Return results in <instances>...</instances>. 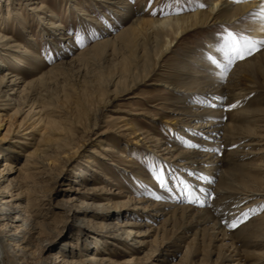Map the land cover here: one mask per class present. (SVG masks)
Masks as SVG:
<instances>
[{
  "label": "rangeland",
  "instance_id": "rangeland-1",
  "mask_svg": "<svg viewBox=\"0 0 264 264\" xmlns=\"http://www.w3.org/2000/svg\"><path fill=\"white\" fill-rule=\"evenodd\" d=\"M18 1L21 4L15 5V13L11 10V1L0 0V35L13 37L16 47L10 52L33 68L3 60L6 65L0 70V76L7 70L23 76L24 82L20 83L19 90L26 81H32L61 64L53 68L54 73L46 76L41 86L35 84L30 89L28 87L24 94L20 92L18 95H11L17 101L5 100L7 104L1 105L5 108L0 109V144L6 148L4 153L17 157L7 158L11 170L8 172L4 169L2 175L5 180L0 188L12 183L9 186L11 192L16 193V188L25 191L21 204L30 203L34 207L31 209L38 211L33 217L39 221L41 238L59 234L58 244L75 239L79 244L87 242V250H91L94 246L101 247L99 239L103 235H109L91 238L96 237L95 231L101 228L100 224L122 225L125 222L140 221L148 222L151 227L142 229L148 230L142 249L136 251L135 247L131 248V245L126 244L128 252H124L123 248L111 251L110 246L104 252L96 251L93 256L102 253L109 261L114 260L115 263L111 264L121 263L132 255L138 259L153 257V253L161 250L160 246L167 239L182 241V247L172 255L166 254L165 262L161 264H225L226 261L222 258L227 250L222 248L224 243L232 244L233 249L240 251V254L260 249L264 251V240L261 239L264 232V196L262 199L247 196L243 187L239 186V179L231 181L228 178L229 173L238 172L250 176L249 178L253 176L259 180L264 179V167L257 165L264 160V139L257 138V135L264 136V64L261 72L247 77L250 80L244 78L235 83L232 74L237 61L256 56L264 46L257 44L256 50L244 59H233L232 63H228L230 66L223 71L218 80L220 85L217 83L219 87L216 88L224 89L231 78L234 83L230 80V85H233L231 91L224 89L226 92L222 93L223 98L220 100L222 104H212L219 97L217 92L215 95L189 94L184 99V103L191 107L197 106V109L215 106L222 109L221 117L217 119V126H221L219 135L214 140L203 134L204 128L193 130L190 126L186 129L191 137L180 136L183 126L177 122L172 124L170 133L165 132V122L173 116L165 109L173 99H179L177 96L180 94L160 84L162 80L169 78L176 63L190 66L194 63L193 58L201 54L206 55H201V60L212 58L205 50L208 48L206 44L212 39L222 41V36L228 31L257 41L264 40V37L255 36L251 29L261 19V4L256 11L237 16L229 22L196 27L184 33L178 41L173 42V51L160 57L153 51H145L138 44L139 39H131V42L125 43V36L116 37L137 19L183 16L198 9L205 11L210 8L211 0H118V3L110 5L99 0ZM31 3H42L44 10L28 11L27 7ZM200 4L204 6L200 7ZM40 13L44 22L36 18ZM55 23L60 25L57 29L52 26ZM95 44L102 47L94 49L92 46ZM17 51H22V54ZM27 51L32 53L30 57H27ZM229 56L231 54L227 57L230 58ZM214 59L215 57L211 60ZM216 61L218 62L217 59ZM227 77L230 78L226 79ZM232 91L237 92V97L236 94L234 97L230 95ZM22 101L24 105L18 107ZM31 103L34 111L29 112ZM137 112L142 114H135ZM212 117L207 115L202 122ZM130 124L138 126L153 140L170 149L194 150L200 154L211 152L214 161H210L212 157L206 159L205 155V165L198 163L205 168L193 170L186 159H176L171 154L162 156L168 162L159 160L157 154L162 155V146L134 144L136 136L129 130ZM188 124L192 125L193 122ZM227 125L229 128L233 127V132H229ZM247 126L257 128L256 136L238 129ZM98 133H101L100 136ZM205 142L213 143V146L206 147ZM142 146L154 149V154L144 150ZM71 152L75 155L73 160L65 163L64 159ZM109 152L112 153L111 162L124 170L111 166L107 161L100 162V153ZM122 153L124 157L120 156ZM46 155H51V159L42 162ZM27 159L34 161V165L26 164ZM4 162L0 161V169L4 168ZM180 163L185 167L178 165ZM87 164L90 167H86ZM132 169H139L135 172V177L132 176ZM120 172L125 173L124 176ZM225 182H231L229 189L224 187ZM147 183H154L157 191L147 186ZM99 190L104 191V194ZM141 197H146L143 199L148 202L137 203L136 200ZM154 200L178 204L177 206L188 205L194 211L204 210L203 216L209 215L211 218L207 225L215 222V230H223L228 239L221 240V234L212 239L208 233L204 236L202 231L196 233V229L201 226L190 224L195 223L193 220H197L198 215L187 221L170 212L174 207L168 208L164 212L166 214L156 216L155 220L148 217L152 209L135 210ZM120 203L122 207L119 206ZM65 205L76 208L96 205L92 207H96L99 212L81 215L80 218L88 220V229L78 225L73 215L61 208H66ZM101 205L105 207L100 209ZM33 213L32 211L31 214ZM146 217L149 218L148 221ZM186 221H190V226H185ZM232 224L235 227H230ZM156 227L159 228L155 229ZM183 231H186V236L180 235ZM256 234L260 236L256 238ZM179 235L180 238H177ZM187 242L190 247L185 251L184 245ZM57 247L47 253L55 255ZM39 256V246H35L26 264H42ZM240 258L243 264H264V260L253 254H243ZM0 264L17 263L7 251L0 249Z\"/></svg>",
  "mask_w": 264,
  "mask_h": 264
},
{
  "label": "bare ground",
  "instance_id": "bare-ground-1",
  "mask_svg": "<svg viewBox=\"0 0 264 264\" xmlns=\"http://www.w3.org/2000/svg\"><path fill=\"white\" fill-rule=\"evenodd\" d=\"M9 1L12 2V9L11 10L16 13L15 5H18V3L21 4V2L18 0H9ZM28 1H30V0H28ZM99 1H103L105 3H108L109 5L118 3V0H99ZM38 4L37 5L32 4V3L29 4V8L27 7V10L33 11V12L35 10L36 11L44 10V5L42 3H40L39 5ZM260 4H261V7L264 6V0H240V2H234V0H211V2L209 4L210 8L208 10H205V11L198 9V10L194 11L193 13L186 14L183 16H168V17L155 18V19H137L131 25H129L125 30L120 32L116 38H119V37L122 38L123 36H125V40H124L125 43H126V41L131 42V39L133 41L136 39H139L140 42L138 44H140L145 51L150 50V51H153L156 56H160V57L163 56L164 57L166 54L171 53L173 51V49L171 48L173 45V42L178 41V38L182 37V35L184 33L188 32L190 30H193L196 27H207V26H211L213 24H223L225 22H229V21L233 20L234 18H236L237 16L241 17L245 13L253 12V10H255L258 7V5H260ZM5 11L8 13V9H6ZM115 12H118V11H115ZM0 13H1L0 15H2V12H0ZM40 15H41V13L36 18H38L40 21H42L44 18H40L41 17ZM259 18H261V19H259L258 23L254 24L253 28H251V29H253V33L255 36L263 38L264 37V18H262V17H259ZM42 22H44V21H42ZM52 26L55 27V29H57V27H59L60 25L58 23H55V24H52ZM128 36H129V38H128ZM216 40L217 39L210 40L209 44H206V45H208L207 49H205V47H204L206 52L208 54H210L212 56V58L215 57L214 62H213V60H210L209 58H204L203 60H201L202 54L200 56H196L197 55L196 54L195 55L196 58H193L194 59L193 64L190 63L191 64L190 66H186V65H182L181 63L179 65H178V63H176L175 66H173L174 68L172 69V73L168 76L169 81H168V79H164L161 81L160 84L162 86L170 88L173 92L180 94L179 96H177L179 99H173L170 102L171 105L165 109L166 111H169L173 115L170 119H168V121L165 122L164 130L167 134L171 132L170 130L173 127L172 124L174 122H177V124H180L181 126H183L182 130L180 129L181 133L178 132L180 134V136H184V137L190 136L191 137V135L188 133V131L186 129L187 126H190L193 130L194 129L199 130V128H204L205 130L203 131V134H205V136H207L209 139H212V140H214L217 137V135H219L218 132H219L221 126L220 127L217 126V123H218L217 119L219 117H221V112H222L221 108H218L215 106V108L214 107L213 108L208 107L209 109H206V108L197 109V106H195V107L192 106L194 108V109H192V107L190 105L184 103L186 101L184 99H187V96L189 94L208 93L210 95H213V94L215 95L217 92V94H218L217 96H219V97L216 96L217 98L213 101L212 104L220 105V104H222L220 102V100L223 98L222 93L226 92V91H224V89L228 90L233 86L232 84H231L232 86L230 85V80L232 82L233 79L232 78L229 79L230 77H227L226 79H229V80H228L227 85L224 87V89L221 87H220L221 89L216 88L217 83H219V85H220V82H218V80H220V77H222V75L224 73L223 71L225 70V68L227 69L228 59H229L224 54V52L219 50L221 45H222V41L218 42ZM14 42H15V39L13 37L0 35V70H2L3 67L6 65L5 62H9V61L17 63V64L19 62V63H21V66H23V65L27 66V64L24 63V60L21 59V57L12 55V53L10 52V50H12L13 47H16ZM98 46L102 47V45H97V44H95L92 47L94 49H96ZM191 49H193V48H191ZM23 51L26 52V49H23ZM17 52L22 54V51L21 52L17 51ZM80 54H82V53H80ZM31 55H32V53L28 52L27 57H30ZM203 55H202V57H203ZM204 56H206V55H204ZM17 57H19L20 60H18ZM185 57H187V56H185ZM216 59L218 60V62L217 61L215 62ZM3 60H6V61L3 62ZM237 62L238 63L235 64V69H233V71L231 70L233 72L232 74L235 77V79H234L235 83H236V81L239 82L240 79L243 80L244 78L246 80H250L247 77H252L255 72H261L262 68L264 67L262 65V64H264V48L256 56L251 57L250 59H247L245 61L242 60V61H237ZM59 66H61L60 63L57 66H54L53 68H57ZM27 68H33V67L27 66ZM53 68L49 69L47 72L40 75V77H38L32 81H28V82L26 81L24 84L21 85V87H20L21 90L20 89L18 90V88L20 86V83L24 82L22 80L24 77L18 76V74H13V72H9L8 70L5 71V73L0 76V109L5 108V107H1V105L7 104V102H4L5 100H7V101L13 100V102L17 101L16 99H14V97H10L11 95H16L17 93L19 94L20 92H21V94H24V93H26L25 90H27L28 87L30 89V87L34 86L35 84L41 86V84H43L46 76H49L52 73H54ZM227 76H228V74H227ZM221 83L224 84L223 81H221ZM232 83H234V82H232ZM217 87H219V86H217ZM8 90L11 92H9ZM230 91H231V89H230ZM235 94L237 97L236 91L230 95L234 97ZM22 105H24V101L20 102L18 104V107H21ZM32 105L33 104L31 103V105H30L31 108L28 109L29 112L34 111V107H32ZM135 114L141 115L142 112H137ZM207 115H212L213 117L210 119H206L205 122H202V121H204V118L207 117ZM263 115H264V112H263ZM215 119H216V121H215ZM189 122H193V124L189 125L188 124ZM0 126H1V124H0ZM227 126L229 128V125H227ZM128 127H129V130L131 131V133L136 136L134 138V141H133L134 144H137V145L139 144V145H144V146L149 145L152 147L162 146V151H163L162 155L157 154L159 160L168 162L166 157H162V156L164 154H171V156H174V158H176V159H179V158H183V160L186 159L187 160L186 162L189 163V165L191 166V169L193 168V170L197 169V168L203 170L205 168V167L198 164V163H203L204 161L206 162L205 155H206V159H210L212 157V159H210V161L211 162L214 161L213 154H210L211 152L208 153L205 151V153L202 154V152H201V154H200L194 150L182 151L180 149L178 151L177 148L173 149L174 148L173 146H172L173 148L170 149L168 146H163V144H160L159 141L153 140L147 133H145V131L141 130V128H139L138 126H134L133 124H130V125H128ZM229 129H230L229 132H233L232 131L233 127H230ZM238 129L246 132L247 134H251V136H253V135L256 136L255 130H257V128H254V127L251 128V127L247 126L245 128H239L238 127ZM199 132H201V131H199ZM234 132H236V131L234 130ZM98 134L100 136L101 133H98ZM232 134H234V133H232ZM258 137L260 139H264V136H258L257 135V138ZM200 141H202V140H200ZM149 142H153V144H149ZM204 144L206 147H212L213 146V143H210V142H205ZM125 146H123V147L125 148ZM142 148L144 150L151 151L153 154L155 152L154 149L152 150L148 147L142 146ZM103 150H107V149L104 148ZM5 151H6V148L0 144V161H5L4 162L5 163L4 168L0 169V184L2 182H4V180H5L4 175H2L4 169L7 170L8 172L11 170V166L8 165V163H7V158H11L12 155L4 153ZM76 151L77 150H75V153H76ZM73 152H74V150H73ZM73 152L68 154V156L64 159L65 163H69L73 160V158L75 156ZM50 156L51 155H46L44 158H42L43 160H41V161L42 162H48L51 159ZM120 156L124 157L125 155L122 153ZM12 158L16 159L17 157H12ZM99 158H101L100 162L103 163L104 161H107V163L111 164V166H116L117 168H119L118 165L111 162L112 161V153H110V152L105 153V154L100 153ZM28 159H30V158H28ZM129 161H130V159H129ZM177 161H179V160H177ZM215 161H216V158H215ZM87 162H89V161H87ZM131 162H132V160H131ZM186 162H184V163H186ZM25 163L28 165H32V166L34 165V161H31V160H28ZM207 163H209V162H207ZM178 165L184 166L183 163H180ZM206 165H208V164H206ZM257 165L259 167H261V166L264 167V160H262L261 163H258ZM86 167H90V166L87 164ZM214 167H216V166H214ZM187 168H188V166H187ZM119 169L124 170L123 168H119ZM213 169H215V168H213ZM137 170H139V169H132L131 170V172L134 174L132 176H134V177L136 176ZM204 171H206V170H204ZM209 173L210 172L208 171V174ZM120 174L122 176H124L125 173L120 172ZM87 175H89V174H87ZM228 175H229L228 178H230L231 181L234 178L236 180L237 179L240 180L239 186L243 187L242 190L244 191V193L247 196L250 195V196H254V197H261V199L264 196V179L259 180L255 177L253 178V176L251 178H249L250 176H246L245 174L238 173V172L237 173H229ZM90 177H91V175L89 176V178ZM11 184L12 183H8L6 186H4L3 189L0 188V249L7 251L14 258V260L16 261L17 264H26L28 258L31 257V255L33 253V248H35V246H39V252H40L39 257L42 260V264H111V263H115L114 260L112 259L113 261H109V258L104 256L102 253H100L97 256H93V255L96 253V251L97 252H104L105 250L108 249V247L110 248V246H111V251H114L116 248H123L124 252H128L126 244L131 245V248L135 247L136 251L139 249H142V247L145 246L146 242L143 239H145V234L148 232V230H142V229H144V227H146V229L147 228L151 229V227H150V225H148V222H140V221L132 222V223L125 222L122 225L120 223H115V224L110 223V224H103V225L100 224L99 227H101V228L97 229L95 231L96 237L91 236V238H98V237H100L99 235H102V234H109V235H106V236L103 235L99 239L101 242V247L98 248V247L94 246V247H92L91 250H87V247H88L87 242L85 244L82 242H81V244H79L78 241L75 239L65 240L64 242H61L58 244L57 242L60 241V237L58 236L59 234H55L54 236L47 237V238H41V233H40V229H39V221H37L35 219V217H33V216H36V214H38V211L36 209H31L33 206L30 203L28 204L29 206L28 205H22L21 201H22V198H24L25 191L23 189L16 188L17 192L13 193V192H11V189L9 188V186ZM153 184L147 183L146 185L149 187H152V189L154 191H157V187H155L154 186L155 184L154 185ZM219 185H220V183H219ZM223 185H224V187H227L229 189L231 186V182H229V184L227 182H225V184H223ZM216 187H218V186H216ZM220 188H223V187H220ZM146 190H144V191L147 192ZM100 193L104 194V191H100ZM107 193H108V191H107ZM6 196L8 198H6ZM143 198H146V197H141L140 199H137L136 200L137 203L148 202L147 200H145ZM158 202H159V200L158 201L154 200L150 204H146L145 206L135 208V210L136 209H140V210L142 209L143 211H145L148 209H152V212L149 213V216L148 215L147 216L151 217L152 220H155L156 216H161V214H166L164 212H166L168 208L174 207L170 212H173L174 214L179 215L180 216V217L178 216L179 218L184 217V219H186L187 221L189 218L191 220H193V217L197 218V215H198L197 220H193V221H195V223L190 224L192 226L193 225L194 226H201V228L196 229V233L197 232L201 233V231H202L203 236H204V234L208 233V234H210V236H212V239L217 238L218 234L219 235L221 234V240H227L228 239V237L226 236V234L223 230H220V229L218 231L215 230L216 229L215 222L212 223L213 225H209V226L207 225L209 222H211L210 221L211 218H209V215L203 216L204 210L199 209V210L194 211V210H192V207L188 206V205L177 206L178 204H174V203L172 204L170 202L169 203H163V202L158 203ZM92 206H96V205H91L89 207H77V208L73 207V206L65 205L66 208H64V207H61V208L64 211H66L68 214L73 215V217L77 220L78 225L90 229L89 225L87 224L88 220L82 219L80 217L84 213L91 212L92 214H94L96 212H99L98 210L95 209L96 207H92ZM97 206H99V205H97ZM119 206L122 207L123 206L122 203H120ZM103 207H105V205H101L100 209H102ZM104 210H107V208ZM30 211L31 212L33 211L34 213L31 214ZM117 214L120 215V212H118ZM135 215H138V213L135 212ZM148 217H146L147 221L149 220ZM184 219H182V220H184ZM85 222H86V224H85ZM189 223H190V221H189ZM189 223L187 222L185 226H188ZM158 228L159 227H156L155 229H158ZM104 231H107L108 233H104ZM162 235L163 234H161V236ZM180 235L186 236V231L181 232ZM180 235L177 236V238H180ZM203 236H201V237H203ZM259 236H260V234L255 235L256 238ZM261 239L264 240V232H263V234H261ZM84 241H86V240H84ZM181 242L182 241L173 242L172 240L170 241V239H167V240L163 241V243H164L163 246L162 245L160 246L161 250L153 253L154 254V255H152L153 257L147 256L145 258L141 257L140 259H138L132 255V257L125 259L121 263L116 262V264H130V263H133V264H161V263H163V261L165 262L166 254L172 255L175 252H177L180 249V247H182ZM56 244H58V245H56ZM55 246H58L57 247L58 252H56L55 255L54 254L53 255L48 254L47 252L52 250ZM184 247H185V251H188V249L190 247L189 243L187 242L184 245ZM222 248L227 249L226 252L223 251L224 253L222 255V258L224 259V261H226L225 264H243L242 263L243 260L241 261V258H240L241 255H243V254H253L258 259L264 260V251H260L261 249L257 252H255V251L251 252V253L250 252H242L240 254V251H236L235 248L233 249V245L230 243L229 244L224 243ZM133 250L135 252V249H133ZM91 251H94V253H90Z\"/></svg>",
  "mask_w": 264,
  "mask_h": 264
},
{
  "label": "snow or ice",
  "instance_id": "snow-or-ice-1",
  "mask_svg": "<svg viewBox=\"0 0 264 264\" xmlns=\"http://www.w3.org/2000/svg\"><path fill=\"white\" fill-rule=\"evenodd\" d=\"M234 2H240V0H234ZM199 6L203 7L204 5L200 4ZM259 15L264 18V6L261 7ZM221 39L222 45L219 50L224 52L226 56L231 54L228 63H232L233 59H244L246 55H250L256 50L257 44L264 46V40L257 41L252 37L232 31L226 32ZM209 59L212 58L209 57ZM230 227H235V224L230 225Z\"/></svg>",
  "mask_w": 264,
  "mask_h": 264
}]
</instances>
